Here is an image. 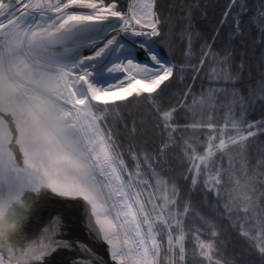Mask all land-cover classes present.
I'll use <instances>...</instances> for the list:
<instances>
[{
  "label": "snow or ice",
  "instance_id": "obj_1",
  "mask_svg": "<svg viewBox=\"0 0 264 264\" xmlns=\"http://www.w3.org/2000/svg\"><path fill=\"white\" fill-rule=\"evenodd\" d=\"M157 4L158 0H132L124 12L118 10L115 0H0V208L16 204L9 219L25 226L33 198L81 200L88 209L89 231L109 246L110 258L116 264H161L162 260L163 264H185L184 242L189 234L195 239L204 264H237L235 259L224 258L215 243L220 235L215 224L199 217L208 229L202 234L208 235L209 240L185 232L189 206L185 204L181 210L175 184L169 186L158 176L146 153H129L133 163V170L129 171L110 128L105 135L109 108L117 102L140 99H146L157 111L170 140L181 127L172 123L177 109L161 111L153 95L176 67L162 58L155 39L161 36L166 22L161 19ZM234 7L239 9L233 16L234 31L242 35V16L247 6L240 0H230L225 18ZM260 19L264 21V11ZM109 32L117 35L107 38ZM260 32L264 42V28ZM120 33L132 39L121 43L117 39ZM84 48L94 51L82 55ZM211 55V46L205 45L199 67ZM230 57L228 52L217 62H226ZM105 71L126 73L127 84L121 81L118 85H105L98 79ZM212 72L215 79L227 78L222 74L224 70ZM214 91L223 90L210 89L207 103L203 95L199 101L193 97V105L199 103L202 109L213 110L215 105L210 101ZM179 107L183 109L185 105ZM5 116L10 117L11 127ZM207 120L206 124L183 126L213 131L203 145V155L185 141L189 171L198 176L203 164L206 190L219 197L220 188H225L232 207L228 203L223 207L236 213L234 219L229 216L232 227L264 259V205L260 203L264 191L258 196L256 187L264 181L250 175L243 165L238 176L231 170L229 154L231 148L239 146L243 156L247 142L260 128L242 118L237 120L231 107L220 128L211 122V115ZM225 130L235 134L226 140ZM13 145L22 154L21 162ZM169 146H161V157ZM218 153L227 158V167L215 159ZM152 159L155 161V157ZM141 161L147 173L142 171ZM210 163L216 168L214 175H207ZM260 166H264V161ZM196 183L193 178L192 184ZM66 226V218H54L38 243H27L25 237L15 242L11 237L0 239V264H46V257L58 249L73 248L95 258L87 245L57 239ZM77 264L86 262L80 260Z\"/></svg>",
  "mask_w": 264,
  "mask_h": 264
},
{
  "label": "trees",
  "instance_id": "obj_2",
  "mask_svg": "<svg viewBox=\"0 0 264 264\" xmlns=\"http://www.w3.org/2000/svg\"><path fill=\"white\" fill-rule=\"evenodd\" d=\"M108 2L109 0H105V3ZM115 2L118 10L127 12L132 0ZM240 3L247 6L242 16V35L234 31L233 23V16L239 9L234 7L231 14L225 18L230 0H158L157 7L161 19L166 22L161 28V36L155 39L160 52L176 67L169 80L163 82L153 95L161 111L177 109L173 114L172 123L181 127L172 133L173 139L170 140L160 116L146 99L133 103L117 102L109 108L110 117L107 124L114 140L121 147L129 171L133 170L129 153L137 156L146 153L158 176L166 180L169 186L175 184L178 189L177 200L188 203L215 224L220 233L215 243L223 252L224 258L235 259L237 264H264V259L249 247L239 230L232 227L229 216L234 219L235 213L223 207L225 203L232 207L228 192L221 187L220 196L217 197L214 192L207 191L204 184L207 178L204 165L201 164L200 174L194 176V173L189 171L190 163L184 151L187 141L195 147L197 154L203 155V145L206 144L207 138L213 135V131L205 128L185 129L183 126L206 124L207 117L211 115V122L220 128L226 112L231 107L237 120L242 118L260 128L257 135L247 142L243 156L239 146L230 149L233 165L231 170L239 176L243 165L250 175L255 174L258 181H264V166H260V162L264 161V124H261L264 122V42H261L260 32L264 28V21L260 19V13L264 11V0H240ZM205 45L211 46L212 55L205 60L203 67H199L201 49ZM189 52L191 55H186ZM228 52L231 57L226 62L218 63L217 61H222ZM212 69H216L218 73L224 70L222 74H226L227 78H213ZM210 89L223 90L212 93L210 102L215 105L213 110L210 111L207 107L202 109L199 103L193 105V97L199 101L202 95L206 103L209 102ZM186 93L187 99L184 98ZM182 103L185 105L183 109L179 107ZM234 134L225 130V139ZM164 144L170 146L164 150L161 157L160 150ZM215 159L227 167L226 157L221 158L218 153ZM141 169L145 173L148 172L143 161ZM209 169L207 175H214L216 168L211 163ZM193 178L197 180L195 185L192 184ZM223 178L222 174L221 179ZM256 187L259 196L260 192L264 191V183L258 182ZM260 203L264 205V198ZM197 222V218L192 214L187 216L186 224L190 229L186 232L199 234L202 240H209L208 235L202 234L208 231L207 228L193 231L191 226ZM184 243L185 264H204L191 234L186 235Z\"/></svg>",
  "mask_w": 264,
  "mask_h": 264
},
{
  "label": "bare ground",
  "instance_id": "obj_3",
  "mask_svg": "<svg viewBox=\"0 0 264 264\" xmlns=\"http://www.w3.org/2000/svg\"><path fill=\"white\" fill-rule=\"evenodd\" d=\"M5 2H7V0H5ZM112 35H117L116 32H109L108 34V37L107 38H110ZM117 39L121 42V43H125L127 44L129 42V40L132 39V37L130 36H125L123 33H120L118 36H117ZM61 49H57V51H60ZM94 49H91V48H84L81 50V54L82 55H91L93 53ZM161 53V56L162 58L165 60V61H169V59L167 57H165L163 55L162 52ZM113 60H115L116 58L113 57L112 58ZM120 59H124L123 57H121ZM116 62H119V61H116ZM109 67L111 66V64L108 65ZM125 76H126V73H121V72H116V73H107L105 71L104 75L102 78L98 77V79H101L102 83H104L105 85H118L121 83V81H123V83L126 85L127 84V80H125ZM138 78H141L142 77H138ZM113 91H119L118 88H113L112 89ZM122 95H126L125 93H121ZM7 117V116H6ZM9 119H7L9 121V127H11V120H10V117H8ZM106 131V130H105ZM107 132V131H106ZM105 135H107V133H105ZM14 148V150H17L15 148V145L12 146ZM21 154V153H20ZM17 160L18 162H21L22 161V154L19 156L17 153ZM75 203L80 207V208H85L86 210H88L84 204L83 201L81 200H73V201H68V200H65L63 198H52V196H50V198H33V202H32V209L30 211V219L25 223V226L23 228V230L18 233L17 235L13 236L12 237V240L15 242L17 241L19 238L21 237H25L26 240H27V243H33V242H39L41 240V238L44 237L45 235V232H44V229L45 228H48L49 225L51 224L52 220L54 218H57L60 216H62V213L61 212H66L68 211V207H70V205L74 206ZM54 209H57V211H54ZM69 212V211H68ZM73 215V214H72ZM71 215V216H72ZM77 216V215H76ZM79 217V215H78ZM75 218V217H74ZM88 218V217H87ZM89 219V218H88ZM75 222V221H74ZM71 223V222H70ZM67 224V223H66ZM75 224V223H73ZM83 227H81V230H79L77 233H76V239L73 240L74 242H78L80 244H85L87 246L90 247V249L92 250V253L95 254V258H93L92 256H90L87 252H83L81 249H80V253L82 254L81 255V259L80 260H84L87 264V262H91V264H97V261H102V257L100 255V249L102 248V244L107 248L108 250V259H109V264H116V262L112 261L111 258H110V255H109V246L103 242L99 236L98 237V240H99V243L97 244L96 243V240L95 238L93 237L94 235V232L93 234H91L90 236H88L89 238L86 239V242H84L83 240L85 239H82L81 238V234H83L82 232H84L85 230L82 229ZM67 230V229H66ZM72 230V229H71ZM88 232V231H86ZM68 233V232H67ZM90 233V232H89ZM62 234V233H61ZM67 235V234H66ZM65 235V236H66ZM64 236V235H62ZM60 237V240L62 239L61 236H58ZM84 238V237H83ZM71 240V239H70ZM89 240H92V245L90 243ZM72 241V240H71ZM100 242L102 244H100ZM88 247V248H89ZM60 250V249H59ZM75 248L72 249V253H74L75 251ZM70 253V249H69V252L64 254L63 256L60 254L57 259H61V260H64L66 259V257H69L71 256ZM103 253V252H102ZM55 256L58 254L54 253ZM54 254H52V256H54ZM77 254V252H76ZM51 257V256H50ZM49 258V257H48ZM54 258V257H52ZM75 258H77V256H75ZM48 260V259H46ZM49 260H51V258H49ZM65 261V260H64ZM69 261V260H68ZM49 262V261H48ZM46 261V263H48ZM63 262V261H62ZM31 264H39V262H31ZM52 264V263H51ZM77 264V262H76Z\"/></svg>",
  "mask_w": 264,
  "mask_h": 264
},
{
  "label": "rangeland",
  "instance_id": "obj_4",
  "mask_svg": "<svg viewBox=\"0 0 264 264\" xmlns=\"http://www.w3.org/2000/svg\"><path fill=\"white\" fill-rule=\"evenodd\" d=\"M138 39H143V37H141V38H138ZM164 55V54H163ZM5 119H9L8 117H6L5 116ZM11 123V122H10ZM109 128V126H108V124H107V128L105 129L106 131H107V129ZM105 131V133H107ZM108 134V133H107ZM111 135H112V133H111ZM112 138L114 139V137H113V135H112ZM116 142V141H115ZM117 144V143H116ZM15 148H16V146H15ZM119 148L120 149H118V151H120L121 153H122V150H121V147L119 146ZM17 150H15L16 151V153L20 156L21 154L19 153V151H18V148H16ZM228 166V165H227ZM162 179V178H161ZM229 189H231L232 188V186L230 185V187H228ZM230 191V190H229ZM169 195H171V192L169 191ZM48 198H50V196L48 197ZM53 198V197H52ZM54 198H56V197H54ZM57 199V198H56ZM32 202H33V200H32ZM160 201H157V203H159ZM177 203H178V205H180L181 206V210H182V207H183V205H185V204H187L188 206H189V213H188V215L187 216H189L190 214H192L195 218H197V220H198V222L196 223V225H194V226H191V228L193 229V231L194 230H200V229H205L206 227H205V225L202 223V221L199 219V217H203L205 220H207V221H210L208 218H207V216L206 215H204V214H202L200 211H198L197 209H195L194 207H192L191 205H189L188 203H186V202H184V201H178L177 200ZM54 211H57V209H54ZM69 211V212H68ZM68 211H66V212H61L62 213V216H61V214H60V216L59 217H61V218H66V227L62 230V234H60L59 236H61V240H75L76 238V233L79 231V230H81V227H83L82 229H84L85 231L84 232H82L83 234H81V238L82 239H85V240H83L84 242H86V239L87 238H89L88 236H90L91 234H93V232H90L89 231V227H88V210H86L85 208H80L76 203H75V205L74 206H72V205H70V207H68ZM235 213V212H234ZM73 214V215H72ZM72 215V216H71ZM77 215V216H76ZM78 215H79V217H78ZM235 216H236V213H235ZM75 217V218H74ZM88 217V218H87ZM186 220H187V217L185 218V220H184V228H185V232L187 231V230H189L190 228L189 227H187V224H186ZM75 221V222H74ZM71 222V223H70ZM73 223H75V224H73ZM199 227V228H198ZM67 229V230H66ZM72 229V230H71ZM86 231H88V232H86ZM68 232V233H67ZM90 232V233H89ZM67 234V235H66ZM94 234H96L95 232H94ZM62 235H64V236H62ZM66 235V236H65ZM88 235V236H87ZM174 235H175V232H174ZM98 235L96 234V235H94L93 237L95 238V240H96V243L98 244L99 243V240H98V237H97ZM84 237V238H83ZM57 239H60V237H57ZM90 241V243H91V245H92V240H89ZM74 242V241H73ZM100 244H102L101 242H100ZM83 245H85V244H83ZM87 247H89V246H87ZM90 248V247H89ZM75 252L74 253H72V249H70V253H72L71 254V256H69V257H66V259H64V260H61V259H57V257L61 254L62 256L64 255V254H66V253H68L69 252V249H58L55 253L57 254L56 256H55V254H54V256H51V257H49V258H51V260H49V258L48 257H46V259H48V260H46L48 263H46V264H76V262H78V261H80V259L82 258L81 257V253H80V249H78V248H75V250H74ZM100 251V255H101V257H102V262H103V264H109V259H108V250H107V248L102 244V248L99 250ZM76 252H77V254H76ZM103 252V253H102ZM107 253V254H106ZM75 256H77V258H75ZM52 257H54V258H52ZM69 260V261H68ZM63 261V262H62Z\"/></svg>",
  "mask_w": 264,
  "mask_h": 264
},
{
  "label": "clouds",
  "instance_id": "obj_5",
  "mask_svg": "<svg viewBox=\"0 0 264 264\" xmlns=\"http://www.w3.org/2000/svg\"><path fill=\"white\" fill-rule=\"evenodd\" d=\"M16 209V204H10L7 208H0V239L12 238L23 230V223L9 219Z\"/></svg>",
  "mask_w": 264,
  "mask_h": 264
},
{
  "label": "water",
  "instance_id": "obj_6",
  "mask_svg": "<svg viewBox=\"0 0 264 264\" xmlns=\"http://www.w3.org/2000/svg\"><path fill=\"white\" fill-rule=\"evenodd\" d=\"M165 56V55H164ZM165 57H167V56H165ZM168 58V57H167ZM169 59V58H168ZM169 61H170V59H169ZM170 63H171V61H170ZM172 64V63H171Z\"/></svg>",
  "mask_w": 264,
  "mask_h": 264
}]
</instances>
